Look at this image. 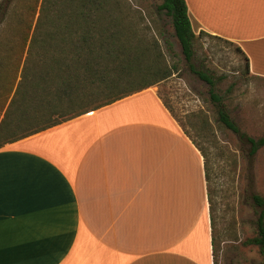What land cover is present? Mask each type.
<instances>
[{"label":"crops","instance_id":"1","mask_svg":"<svg viewBox=\"0 0 264 264\" xmlns=\"http://www.w3.org/2000/svg\"><path fill=\"white\" fill-rule=\"evenodd\" d=\"M185 2L264 79V0ZM0 264H213L202 159L155 89L0 148Z\"/></svg>","mask_w":264,"mask_h":264},{"label":"trees","instance_id":"2","mask_svg":"<svg viewBox=\"0 0 264 264\" xmlns=\"http://www.w3.org/2000/svg\"><path fill=\"white\" fill-rule=\"evenodd\" d=\"M11 3L8 13L0 14V148L178 74L177 56L164 27L156 24L157 17L168 20L185 66L208 87L216 128L236 135L248 146L250 158L264 147V136L251 138L240 132L215 93V79L193 64L196 40L201 35H211L194 33L185 0H161L150 13L154 18L149 22L130 0ZM236 52L242 57L244 75L249 76L247 58L237 47ZM188 122L196 131L194 137L180 128L202 159L207 203L213 212L215 190L208 184L214 171L200 143V132L207 135L211 127L201 111L192 113ZM252 200L262 210L255 223V236L244 244L257 247L264 260V200L256 195ZM211 241L213 248L212 234Z\"/></svg>","mask_w":264,"mask_h":264},{"label":"rangeland","instance_id":"3","mask_svg":"<svg viewBox=\"0 0 264 264\" xmlns=\"http://www.w3.org/2000/svg\"><path fill=\"white\" fill-rule=\"evenodd\" d=\"M130 1L146 22L154 18L150 13L153 14L154 7L161 3V0ZM11 5V0H0V14L8 13ZM156 24L163 26L167 33L177 56L179 72L152 89L157 91L162 103L189 137L196 133L188 122L192 113L203 112L211 127V133L207 135L200 132L203 137L200 143L209 154L214 171L208 184L215 190L212 196L215 210L212 212L208 206L214 221L213 228L211 226L213 264H264L257 247L244 244L255 236V223L262 210L253 202L252 196L264 200V147L250 158L248 146L236 135L216 128L208 87L185 66L168 20L157 17ZM193 64L215 79V93L222 99L240 132L251 138L264 136V79L244 75L242 57L236 52V46L201 35L195 42ZM142 104L143 101L137 99L122 105Z\"/></svg>","mask_w":264,"mask_h":264}]
</instances>
